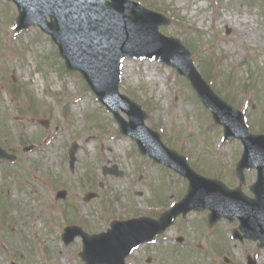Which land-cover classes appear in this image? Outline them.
<instances>
[{
    "label": "rangeland",
    "instance_id": "1",
    "mask_svg": "<svg viewBox=\"0 0 264 264\" xmlns=\"http://www.w3.org/2000/svg\"><path fill=\"white\" fill-rule=\"evenodd\" d=\"M132 1L169 20L160 33L179 39L213 91L243 112L251 132L264 134V0ZM16 17L17 7L0 0V147L15 156L12 163L0 160V264H84L78 256L81 239L65 246L63 228L77 225L94 234L113 220L156 218L182 199L187 180L139 153L79 73L66 72L50 37L35 26L16 33ZM120 92L142 107L146 124L197 172L231 188L238 185L235 164L242 143L223 139V127L212 122L209 110L173 68L125 60ZM11 110L18 121L7 117ZM56 122L64 128L61 134ZM22 125L28 126L26 133ZM50 132L57 135L46 145L42 139ZM49 155L52 160H42ZM114 165L119 176L103 174V167ZM244 174L242 191L252 196L248 187L256 170ZM59 190L65 197L55 200ZM88 192L95 196L86 201ZM207 214L191 211L178 217L126 264H248L247 255L264 264V247L257 241L232 239L237 219H221L208 228ZM178 236L183 242H176Z\"/></svg>",
    "mask_w": 264,
    "mask_h": 264
},
{
    "label": "water",
    "instance_id": "2",
    "mask_svg": "<svg viewBox=\"0 0 264 264\" xmlns=\"http://www.w3.org/2000/svg\"><path fill=\"white\" fill-rule=\"evenodd\" d=\"M18 8L16 31L38 26L57 45L68 71H79L97 99L113 113L119 130L135 140L139 151L155 162L166 165L188 180L183 198L158 219L139 217L112 221L109 228L89 235L78 226H68L62 241L68 245L75 237L82 240L79 253L84 264H125L133 249L150 242L171 226L177 216L191 210L208 209V225L220 218L240 221L242 240L259 239L264 246V135H254L245 124L243 114L223 101L197 71L190 52L179 39L160 33L159 26L169 20L131 0H8ZM47 16L49 19H47ZM125 58L148 59L176 69L187 78L203 104L210 110L213 122L223 126L224 138L239 139L243 152L236 164L240 185L230 189L221 181L199 175L187 163L186 157L168 148L158 132L145 125L147 114L141 106L119 93L121 61ZM64 108V114L67 112ZM117 109L123 111L124 120ZM29 149V148H26ZM77 145L69 149L70 166L75 161ZM0 159L14 160L0 147ZM257 169V180L250 187L255 197L241 190L243 171ZM104 173L116 172V167ZM65 193L57 194V198ZM93 194L87 195L90 199ZM250 264H252L250 262Z\"/></svg>",
    "mask_w": 264,
    "mask_h": 264
},
{
    "label": "bare ground",
    "instance_id": "3",
    "mask_svg": "<svg viewBox=\"0 0 264 264\" xmlns=\"http://www.w3.org/2000/svg\"><path fill=\"white\" fill-rule=\"evenodd\" d=\"M7 117H9V118H11V119H13V120H15V121H18V119H19L20 116H19L17 113H15L13 110H11V111H9V112L7 113ZM30 119H33V118H30ZM33 125H34V124H33ZM26 128H28L27 125H22L20 131H22L23 133H26V132H25V131H26V130H25ZM55 128H56V132L59 133V134H61V132L64 130V128L61 127V125L59 124V122H56V124H55ZM56 132H50V133H48V134L44 137V139H42V141H43L46 145L49 144L53 139H55V136L57 135ZM52 159H53V157H52L51 155H49L48 157H43V158H42L43 161H46V160H52Z\"/></svg>",
    "mask_w": 264,
    "mask_h": 264
}]
</instances>
